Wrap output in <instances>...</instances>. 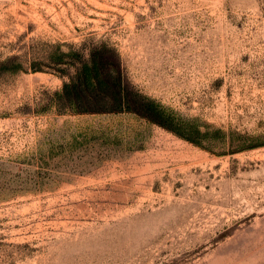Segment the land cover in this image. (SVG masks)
<instances>
[{
  "label": "rangeland",
  "instance_id": "1",
  "mask_svg": "<svg viewBox=\"0 0 264 264\" xmlns=\"http://www.w3.org/2000/svg\"><path fill=\"white\" fill-rule=\"evenodd\" d=\"M102 44L210 151L135 114L57 109ZM7 58L24 70L0 71V264H264V145L228 153L264 142V0L0 2Z\"/></svg>",
  "mask_w": 264,
  "mask_h": 264
},
{
  "label": "trees",
  "instance_id": "2",
  "mask_svg": "<svg viewBox=\"0 0 264 264\" xmlns=\"http://www.w3.org/2000/svg\"><path fill=\"white\" fill-rule=\"evenodd\" d=\"M56 54L57 57L54 53L50 55V61L54 65L63 64L65 57L78 55L73 51H56ZM29 68L32 72L41 71L34 63ZM23 70L22 63L15 59L7 58L0 62V71L15 73ZM51 101L57 109H66L75 114H135L140 119L205 150L217 139L211 137L207 130L202 131L196 120L179 117L155 100L135 93L125 81L119 56L106 44L100 45L88 61L80 62L74 75L63 83L59 91L53 93ZM219 132L220 130H216L215 133ZM237 138L236 144L231 139L229 154L264 145V142L248 144V137L243 135H238Z\"/></svg>",
  "mask_w": 264,
  "mask_h": 264
},
{
  "label": "crops",
  "instance_id": "3",
  "mask_svg": "<svg viewBox=\"0 0 264 264\" xmlns=\"http://www.w3.org/2000/svg\"><path fill=\"white\" fill-rule=\"evenodd\" d=\"M9 1H12V0H0V2H9Z\"/></svg>",
  "mask_w": 264,
  "mask_h": 264
}]
</instances>
